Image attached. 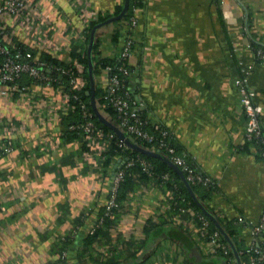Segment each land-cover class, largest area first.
<instances>
[{"label":"crops","instance_id":"1","mask_svg":"<svg viewBox=\"0 0 264 264\" xmlns=\"http://www.w3.org/2000/svg\"><path fill=\"white\" fill-rule=\"evenodd\" d=\"M31 1L28 14L34 24L41 22L46 45L23 18L8 15L0 16L5 38L33 49L37 57L46 51L65 61L76 44H82L81 51L87 46L86 19L98 13L114 16L126 4ZM135 7L128 90L215 180L218 190L209 208L223 219L258 223L264 212V158L246 138L248 119L236 80L247 79L264 128V61L254 49L255 41L264 44V0H140ZM117 19L97 32L99 56L113 60L126 34L123 30L117 38L115 30L127 24ZM75 62L83 72L84 65ZM99 70L93 93L107 82V72ZM85 79L82 74L79 85H87ZM33 89L47 100L58 94L53 86ZM35 108L31 97L0 95V141L12 147L0 156V264H58L59 240L71 233L67 264H132L135 258L137 264H231V256L205 254L189 229L192 219L172 221L175 214L167 210L163 190L148 184L131 192L108 240L90 249L96 257L91 260L82 239L106 204L117 163L102 166L85 156L84 143L70 138L62 121L44 110L42 123ZM148 219L166 221L157 236L148 238L143 231ZM239 238L244 246L258 240L244 225ZM131 246L139 249L132 258Z\"/></svg>","mask_w":264,"mask_h":264},{"label":"built area","instance_id":"2","mask_svg":"<svg viewBox=\"0 0 264 264\" xmlns=\"http://www.w3.org/2000/svg\"><path fill=\"white\" fill-rule=\"evenodd\" d=\"M82 4L83 2H81V0H75V5L77 7ZM31 6V0H2L0 2V16L8 15L13 18H23L27 28H34V32L32 31L33 34L37 36L38 40L43 43V45H46V41L44 40L46 33L41 28V22L34 24L35 21L28 14ZM136 9V7L133 9L134 11L130 16V19L127 21V24L123 25V28L126 29V34L123 47L119 54V58L123 61V63L118 66V70L126 74L130 73L126 67V61L129 60L135 46V38L132 32L137 23L135 16ZM97 15L95 14L92 18L85 20L86 27L92 19L97 17ZM4 34L5 32L0 26V95L8 97H14L16 95L31 97L33 102L35 101L36 114L42 123L47 121V117L42 115L44 110L48 113H53L58 120L62 121L63 114L76 108V105L72 103V99H77L78 95L72 94L65 87L56 89L58 92L57 97L55 94L52 100H47L45 97L35 94L33 87L37 85L52 87L53 81L56 80L49 75V64L34 56L32 52L26 51V49H18L17 46H14L5 38ZM256 55L260 60L264 61V51L262 49H258L256 51ZM75 63L76 62L74 61L73 64L75 65ZM112 68L113 67L111 65H106L102 68L108 75L104 88L106 90L104 97L107 100V103L112 104L118 112L117 118H115V120L118 121L117 127H119V129L127 135L126 137H137L149 143H155L154 141L157 140L159 147L157 146V148L148 149L160 151L166 160L179 166L180 169L186 173V179L190 183H203L208 186L213 184V178L203 173V171H199L195 167H192L191 164L187 162V153L178 154L176 147L169 141L165 140V137L168 135L167 129L161 130L162 137L157 138L153 133H150L142 128L143 119L141 117L140 110L143 109V103L140 99L136 97L134 98L130 91H122L121 88L123 87V80L119 73L112 72ZM62 72H69V70H63ZM25 76L31 79L32 83L30 85L22 84V80ZM80 79L81 76H78L71 81V89L77 90L86 86L85 81L79 85ZM236 83L240 94L241 106L245 110L248 119L245 132L246 138L249 141L253 139L257 140L264 147V128L260 119L261 107L253 102L254 91L248 87L246 78H238ZM79 105L84 119L79 124L70 125L69 129L80 130V137H78V139H80L87 147L83 150V154L85 156L93 157L98 161V163H100V165L103 166L101 161L105 159L104 152L107 151L108 145L113 139L118 138L117 142L123 149L131 148L126 141V138L121 136L117 137L113 132L107 133L95 125L93 121V113L86 103L80 101ZM0 125H2L1 120ZM156 127L159 128L158 125ZM11 148V145L7 141H0V156L1 154L9 152ZM262 154L264 156V151ZM125 160L126 164L124 168H121L113 173L104 215L114 217V208H118L119 212L122 209L120 204L117 202V194L119 185L124 180L127 167H130L134 165L135 162H138L142 165L145 171L150 173V176L154 174L152 171V164L143 157H126ZM163 177L165 180H169L171 176L169 173H166ZM147 184L150 186H158L160 189L163 187V184H156L154 179ZM163 193L165 199L170 203L167 210L171 212L172 201L175 198V194L173 191L168 190H164ZM1 209L2 208L0 207V210ZM187 211L188 210L185 207H180L179 213H173V215H175L172 220L174 219V221L177 222L178 219L182 217V214L187 213ZM197 217L202 219L201 223L194 221L193 216L187 219V221L192 219L190 222L191 228L189 225L188 227L205 254H228L231 247L227 241L224 242L221 240V232L219 230H211L209 226L210 222L200 213H197ZM104 220L105 217L101 216L94 222L92 230H95L96 227L103 225ZM237 223L241 226L244 225V227H249L252 236L255 237V239H258L255 240V243L253 242L246 246L245 249H241L239 254L248 255L247 264H264V236H262L264 231V212L258 223L246 222L243 217H238ZM65 254L66 252H64V255ZM234 259L235 258L232 256L229 257V262L231 264L235 263ZM241 263L246 264L242 260Z\"/></svg>","mask_w":264,"mask_h":264},{"label":"trees","instance_id":"3","mask_svg":"<svg viewBox=\"0 0 264 264\" xmlns=\"http://www.w3.org/2000/svg\"><path fill=\"white\" fill-rule=\"evenodd\" d=\"M140 5V0H129L128 8L125 11L124 7L118 8L116 15L109 16L108 14H99L95 19H92L89 23V25L86 27V37H87V46H84V50L81 51L79 46L82 44H76L73 48V51L71 53L70 61H65L62 59H59L55 57L52 53L43 51L38 58L44 60L49 64V75L52 76L54 79L53 81V87L55 89H59L60 87H65L67 90H69L72 94H77V99H72V103L76 105V108L74 110H70L67 113L62 115V124H64V127L66 128V133L70 138H78L80 137V130L77 129H69L70 125L73 124H79L81 121H83V115L82 111L79 105L80 101H83L87 104V106L90 108V110L93 113V121L95 125H97L99 128L103 129L105 132L110 133L113 132L116 134L117 137H119V132L116 131L115 128H117L118 121L115 120L117 118V110L113 107L112 104L107 103V100L105 99L106 90L105 89H96V91L93 93L91 91L92 83L95 80L96 84V78L95 76L100 71L99 69L103 68L106 65H111L112 72L119 73L122 80H123V87L121 88L122 91L128 90V78L129 74L123 73L118 70V66L123 63L120 58L118 59H108L106 57L99 56L100 51L99 48V39H98V30L100 29L102 23H107V21L118 18L117 20L121 21H128L130 19L131 14L133 13V9L135 6ZM125 11V12H124ZM126 33V29L123 27L121 29L115 30V36L119 38L121 34ZM94 38V43L92 47L91 55H89L88 47L91 39ZM18 49H26V51L32 52L34 56L37 57V52L33 49H30L29 47H26L22 44L16 45ZM254 49L257 51L258 49H262L264 51V44L262 42H256L254 43ZM74 61H77L79 63H82L84 65L83 72H80L77 67L73 64ZM126 67L128 68L129 72H131V68L129 65V62L126 61ZM63 70H69V72H62ZM84 75L87 80V85L84 88L73 90L71 89V81L81 75ZM31 79L25 76L22 80V84L30 85ZM90 91V92H89ZM129 91V90H128ZM133 94V97L135 98L134 92H131ZM95 97V100L93 98ZM105 105V106H103ZM141 117L143 119L142 128L149 131L150 133H153L157 138H161V130L167 129L168 135L165 137V140L169 141L172 145L176 147V151L178 154H184L186 153L184 150H182L179 146V144L175 141L174 135L170 132V130L165 127L162 124L156 123V121H153L149 115L148 111L146 109L140 110ZM147 121V122H146ZM159 126L157 128L156 126ZM119 128V127H118ZM118 132V133H117ZM117 139H113L110 144L108 145L107 151L104 152L105 159L102 160V164L109 167L113 164V162H116L117 165L114 168V172L124 168L126 164L125 158L129 157H143L146 160H148L152 164V171L154 174L150 176V173L145 171L142 167V165L138 162H135L134 165L127 167L124 180L120 183L118 188V194H117V202L120 204L121 208H123L124 202H126L129 198V195L134 190H137L140 188L141 185L149 183L151 180L154 179L156 184H163V187L161 188L163 191H173L175 194V198L172 201V209L170 213H179L180 207H185L188 211L187 213L182 214L183 218H191L194 216V221L201 223L202 219L200 217H197V213H200L204 218H206L210 224L211 230H219L221 232V240L224 242H228L230 247L233 244L235 246V249L242 261L245 263L248 261V255L243 254L240 255L239 251L241 249H245L246 246H244L239 238V230L241 225L237 223V219H223L221 218L217 213L212 211L208 206V201L212 198L215 192L218 190V185L216 184L215 180L213 179L214 183L210 186L205 185L203 183H195L192 184L186 179V173L180 169L179 166L173 164L172 162L166 160L163 157V154L155 150L157 152V155H150L147 153H144L140 150L134 149V148H127L123 149L119 146V143L117 142ZM135 141L138 142L141 146L145 148H157V140H155V143H149L143 139L135 137ZM249 141V140H248ZM250 143L254 144L259 151L260 156H263L264 147L257 141V140H251ZM249 144V143H248ZM251 145V144H250ZM159 147V146H158ZM87 147L85 144H83V149L85 150ZM1 152V151H0ZM186 160L188 163L191 164L192 167H195L197 170L202 171L201 167L198 165V163L187 153L186 154ZM264 158V156H263ZM169 173L171 176L169 180H165L163 175ZM108 198V195H107ZM106 205V204H105ZM103 205V207L100 209V212L96 218L95 221H97L101 216L105 217V220L103 222V225L100 227H96L95 230H90L88 234L84 236L83 243L85 246L83 247V250L86 252L89 251L93 245L104 238L108 240L110 236V228L115 225V217L119 214V209L114 208L115 216H108L104 215L106 206ZM172 220V218H170ZM164 220V219H163ZM174 221V219L172 220ZM81 222V219L79 220V223ZM164 221H154L152 219H148L143 224V231L147 234V237L157 236L161 231V227L165 224ZM170 222V221H169ZM172 223V222H171ZM173 224V223H172ZM220 226L223 228L224 232L221 231ZM160 227V228H159ZM179 232L183 233L182 230H178ZM74 234L64 235V237L60 238L59 240V246L57 247L58 250V264H67L66 263V257L67 253L64 255V252L67 251L69 244L73 240ZM75 236V235H74ZM262 236H264V231L262 233ZM228 237V238H227ZM147 238V239H148ZM146 239V240H147ZM230 242H229V240ZM231 243V244H230ZM130 258L136 256L139 249L138 247L131 246L130 249ZM91 260H95L96 257L93 256V253L91 250L89 251ZM234 248L231 247L228 254L224 255L226 257L228 256H234ZM138 259L135 258V261L132 264H137ZM119 262V261H114ZM247 264V263H246Z\"/></svg>","mask_w":264,"mask_h":264},{"label":"water","instance_id":"4","mask_svg":"<svg viewBox=\"0 0 264 264\" xmlns=\"http://www.w3.org/2000/svg\"><path fill=\"white\" fill-rule=\"evenodd\" d=\"M128 4H129V0H126V4H125V7H124V10L126 11L127 10V8H128ZM124 11V12H125ZM103 24H106V23H102V25ZM93 43H94V38H92L91 39V41H90V43H89V47H88V51H89V55H91V52H92V47H93ZM93 90H94V87H91V91L93 92ZM116 129V131H120L121 133H119L118 135L119 136H121V137H124V138H126V141H127V143H128V145L130 146V147H132V148H134V149H137V150H140V151H142V152H144V153H147V154H150V155H157V152H155V151H153V150H150V149H148V148H145V147H143V146H141L140 144H138L136 141H135V138L133 137V136H128V137H126L127 135H125L118 127L117 128H115ZM117 132V133H118ZM220 229H221V231L222 232H224V230H223V228L220 226ZM228 238V237H227ZM229 240V239H228ZM229 242H230V240H229ZM231 244V243H230ZM232 245V247L234 248V252H235V254H236V256H237V259L239 260V264H241V261H240V257H239V255H238V253H237V251H236V249H235V246L233 245V244H231Z\"/></svg>","mask_w":264,"mask_h":264},{"label":"rangeland","instance_id":"5","mask_svg":"<svg viewBox=\"0 0 264 264\" xmlns=\"http://www.w3.org/2000/svg\"><path fill=\"white\" fill-rule=\"evenodd\" d=\"M157 188H159L158 186H156ZM170 205V203H168V206Z\"/></svg>","mask_w":264,"mask_h":264}]
</instances>
